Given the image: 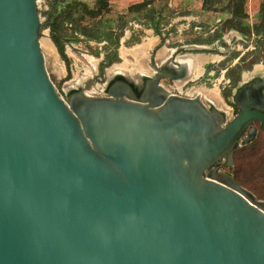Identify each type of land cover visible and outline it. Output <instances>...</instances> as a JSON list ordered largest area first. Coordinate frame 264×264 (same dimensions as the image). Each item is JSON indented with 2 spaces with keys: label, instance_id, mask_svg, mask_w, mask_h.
<instances>
[{
  "label": "water",
  "instance_id": "1",
  "mask_svg": "<svg viewBox=\"0 0 264 264\" xmlns=\"http://www.w3.org/2000/svg\"><path fill=\"white\" fill-rule=\"evenodd\" d=\"M40 24L37 0H0V264H264V201L225 172L264 136V69L231 90L234 115L162 83L180 91L239 34L64 88Z\"/></svg>",
  "mask_w": 264,
  "mask_h": 264
},
{
  "label": "rangeland",
  "instance_id": "2",
  "mask_svg": "<svg viewBox=\"0 0 264 264\" xmlns=\"http://www.w3.org/2000/svg\"><path fill=\"white\" fill-rule=\"evenodd\" d=\"M47 3L51 0H46ZM46 4L45 0H37L38 6V13L40 16V21L42 28L39 29V38H40V45L42 51L46 57L47 67L51 70L58 72L61 74L62 72L65 73L66 82L72 80L69 83L64 85V88L73 86L77 80L82 78L88 77V74H91L92 71H95L96 66L100 65V63L107 64L108 61L111 62L112 66L106 70L108 74V70L112 67H119V69H115L117 71H131L132 73H146L142 68L146 67L145 62L147 59V51L150 48L149 43L145 42L149 40L148 37L144 35V29H136L134 34L131 33L130 39L123 44V48L125 53V57L121 56V61L117 58L116 52L113 51L116 47H118V41L121 38L123 32L128 30V27H124L123 29H119L121 34L118 32L116 33L117 36H109L111 33L108 32L106 34H102L101 37L105 40H109L111 38L112 44L109 42H105L101 45H88L85 41H79L75 39L73 36L74 31H78L82 28V24L89 21V19H93L96 16L92 15L95 11V6L91 9L90 13H84L81 9H76L75 11H80L79 15L76 12H73V16L71 17L69 22L63 23L62 33L66 35V42L63 45V55L66 58L68 64L67 66L65 63L56 55V52L53 50L51 46V41L48 37V29L43 26L45 23L46 16L44 15L45 12L48 11V8L44 9L43 4ZM73 3L80 4V1H74ZM90 11V10H89ZM101 11L98 13L100 15ZM97 15V16H98ZM131 24V23H130ZM91 25V24H89ZM138 26V25H137ZM92 27V26H91ZM131 30V29H129ZM209 27L204 26L201 27L198 31L192 30V27H187L186 29H180V35H174V39L172 42L164 43L157 45V47H165V48H172L177 47L179 45H187V44H208L211 40L215 39L214 31L212 34H208ZM212 31V30H211ZM219 32V30H217ZM216 31V32H217ZM197 34H196V33ZM222 32V31H221ZM205 34V37L201 35ZM105 35V36H103ZM121 35V36H120ZM74 37V38H73ZM87 38V37H86ZM247 40L243 43L239 41L237 36H233L230 39L229 43V50L224 54H207L209 59L211 57H215V61L209 60L204 62L206 64L207 72L211 73L213 71V75L207 77L205 81H201L197 84L196 90H210L215 88L217 94L219 95L220 99H227L229 100V89L228 86H233V78H240L241 75H247L254 69L255 71H262L264 69V38L254 37L251 36L244 37ZM72 42L73 46L76 47V50L71 49L72 55L69 57L66 56L65 53V46L67 41ZM100 40V39H99ZM219 43L216 44V47H219L222 51L226 50V44L223 40L219 39ZM94 42L95 41H90ZM164 42V41H163ZM99 44V43H96ZM148 44V47L144 50V55L142 59H137L132 53L134 48L138 45ZM46 46V47H45ZM47 47H49L47 49ZM68 47V46H67ZM96 48H99L97 51ZM128 50V51H126ZM51 53H50V52ZM159 52V51H158ZM157 52V53H158ZM156 53V54H157ZM85 56V57H82ZM157 58V55H156ZM114 64V65H113ZM58 65V66H57ZM61 69H60V68ZM103 68H108L104 66ZM113 72V73H114ZM146 74H149L148 72ZM244 74V75H243ZM202 76V74H200ZM198 76L196 79H199L201 76ZM68 77V79H67ZM195 79V78H194ZM197 81V80H196ZM232 82V84L228 82ZM166 83V82H162ZM99 83L94 82L95 86L92 88L88 94H93L95 92H99ZM170 88L173 85H169ZM246 147V148H245ZM227 174L233 175L237 173V177L242 183H238L240 187L248 191L256 200L264 201V137L259 133L257 138L252 142L246 144L243 147L238 148L233 155V165L232 167L226 170Z\"/></svg>",
  "mask_w": 264,
  "mask_h": 264
},
{
  "label": "crops",
  "instance_id": "3",
  "mask_svg": "<svg viewBox=\"0 0 264 264\" xmlns=\"http://www.w3.org/2000/svg\"><path fill=\"white\" fill-rule=\"evenodd\" d=\"M74 1L61 0V6ZM76 1H80V4L85 5L88 10L93 9L96 3V0ZM45 2L46 4H43L44 9L48 8L49 4L46 0ZM262 2L264 0H243L242 10L246 15L245 23L249 28L258 23L257 14ZM201 3L202 0H107L106 7L101 11L100 15L82 24V28L74 31L73 36L79 41H85L89 46L101 45L105 42L112 44L111 38L107 41L99 37L108 32L111 33L109 36H117V32L121 34L119 31L129 26L128 30H125L122 36L120 35L118 47L113 50L120 60L122 56L121 52H124L125 49L123 48V44L131 38V33L134 34L136 32L135 28L144 29L142 32L149 39L145 42L149 43L152 49H157V45L175 40L173 37L174 35L175 38L176 35L178 37L179 32L177 30H180L182 25H186L184 22L187 21L188 27H192L194 31H198L204 26L210 28L208 34H212L215 30V39L209 42L210 45H214L215 47L219 43L218 40H222L231 31L221 30L223 22L229 18L227 11L228 0H219L214 6L213 11H202ZM201 36L205 37V34ZM251 37L254 38L255 36L251 35ZM238 40L245 43L244 40L246 41L247 39L244 36L238 35ZM69 41L71 40L67 41L68 43H66L64 48V54L68 57L72 55L73 51L71 49L76 50V47ZM90 41H97L96 43L99 44ZM96 49L99 51V48ZM149 53L150 48L147 51V55Z\"/></svg>",
  "mask_w": 264,
  "mask_h": 264
},
{
  "label": "trees",
  "instance_id": "4",
  "mask_svg": "<svg viewBox=\"0 0 264 264\" xmlns=\"http://www.w3.org/2000/svg\"><path fill=\"white\" fill-rule=\"evenodd\" d=\"M219 2V0H202L201 10L202 11H213L214 6ZM107 0H96L95 11L92 15L97 16L100 11L106 7ZM243 0H228V15L229 18L226 19L222 24V29L225 31H234L241 36L249 37L251 35L255 37L264 38V2L259 6L257 18L258 23L252 28H249L246 23V15L243 13ZM81 9L84 13H90L85 5L69 2L66 5L61 6V0H51L48 4V11L44 13L46 16L45 26L48 29V37L53 44L57 54L60 59L67 66L68 62L63 55V45L66 42V35L62 33L63 23L69 22L73 16V12L80 13V11H75L76 9ZM42 25L40 26V29ZM246 148V147H245ZM235 152L233 153V155ZM234 173L232 177L237 183H242L239 177Z\"/></svg>",
  "mask_w": 264,
  "mask_h": 264
},
{
  "label": "bare ground",
  "instance_id": "5",
  "mask_svg": "<svg viewBox=\"0 0 264 264\" xmlns=\"http://www.w3.org/2000/svg\"><path fill=\"white\" fill-rule=\"evenodd\" d=\"M41 46V45H40ZM46 47V46H45ZM148 47V44H142V45H138L134 48L133 51V55L137 58V59H142L143 55H144V50ZM49 47H47L48 49ZM50 52V51H49ZM52 52V51H51ZM50 52V53H51ZM125 53L122 54V57H125ZM163 56L162 51H159L157 54V58ZM212 61H215V57H211ZM209 59L207 56L206 57H196L194 60H192V64L194 65L193 69H192V73L190 74L189 78L190 79H194L196 77H198V75L200 74V69L198 68L203 62L209 61L211 60ZM115 69H119V67H112L110 70H108V74L113 73L114 71H116ZM129 71V70H128ZM177 88L179 87V84L176 85ZM197 92L204 94L210 103H212V105L218 109V110H224V107L222 106L218 95H217V91L215 88L210 89V90H198ZM199 95V94H198ZM201 95V94H200ZM206 99V98H205Z\"/></svg>",
  "mask_w": 264,
  "mask_h": 264
},
{
  "label": "flooded vegetation",
  "instance_id": "6",
  "mask_svg": "<svg viewBox=\"0 0 264 264\" xmlns=\"http://www.w3.org/2000/svg\"><path fill=\"white\" fill-rule=\"evenodd\" d=\"M206 44V43H205ZM207 45H210L209 43L207 44ZM213 46V45H212ZM213 48H216V47H214L213 46ZM158 54V53H157ZM156 54V55H157ZM215 70V69H214ZM214 70H212V72L211 73H209V72H207V70H206V65H204L203 66V73H202V76L199 78V79H195V80H193V81H190V82H187V83H185L181 88H180V91L179 92H176L175 91V94H178V95H182V96H193V95H195V93L196 94H201L204 98H206V100L207 101H209L208 100V98L204 95V94H202V93H199V92H197V90H196V88L195 87H197V84L199 83V82H201V81H205L206 80V78L207 77H210V76H212L213 75V71ZM99 77V69H97V73H96V75L94 76V79H96V78H98ZM197 78V77H196ZM239 77H238V79L237 78H233V84H232V82L230 81V82H228L229 84L231 83L233 86H228V88H230L229 89V93L231 94V90L235 87V85H236V83L239 81ZM197 80V81H196ZM163 82H166V83H163V85L165 86V87H170L169 85H171V83L169 82V81H167V80H162ZM94 82L95 81H93V83L92 84H94ZM254 85H256L255 83H254ZM229 97H230V95H229ZM255 98L257 99V100H260L261 99V92L259 91V88L258 89H256L255 90ZM222 100H223V102L230 108V110H231V114L232 115H234L235 113H236V110H235V108L229 103V100H227V99H223L222 98ZM255 124V127H256V129H258L257 127H258V125H257V123H254ZM259 135V132H258V130H257V132H256V136L253 138V140H255L256 138H257V136ZM264 137V136H263ZM252 140V141H253ZM251 141V142H252ZM250 143V142H249ZM245 146V145H244ZM225 172H226V170H225Z\"/></svg>",
  "mask_w": 264,
  "mask_h": 264
},
{
  "label": "built area",
  "instance_id": "7",
  "mask_svg": "<svg viewBox=\"0 0 264 264\" xmlns=\"http://www.w3.org/2000/svg\"><path fill=\"white\" fill-rule=\"evenodd\" d=\"M186 25H182V27H181V29H186L187 27H188V23H187V21H185L184 22ZM179 33H178V35H180V30H177ZM168 88V90L171 92V93H173V94H175V91L176 92H179V91H177L176 89H175V87L173 86L172 88H170V87H167Z\"/></svg>",
  "mask_w": 264,
  "mask_h": 264
}]
</instances>
